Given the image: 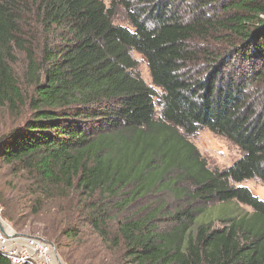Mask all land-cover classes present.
Segmentation results:
<instances>
[{
	"label": "trees",
	"instance_id": "obj_1",
	"mask_svg": "<svg viewBox=\"0 0 264 264\" xmlns=\"http://www.w3.org/2000/svg\"><path fill=\"white\" fill-rule=\"evenodd\" d=\"M0 123L1 216L66 264H264V0H0Z\"/></svg>",
	"mask_w": 264,
	"mask_h": 264
},
{
	"label": "rangeland",
	"instance_id": "obj_2",
	"mask_svg": "<svg viewBox=\"0 0 264 264\" xmlns=\"http://www.w3.org/2000/svg\"><path fill=\"white\" fill-rule=\"evenodd\" d=\"M102 1L106 6H109L113 0ZM114 1L116 2L117 0ZM113 21L116 25L127 24L124 7L116 6ZM133 56L139 61V65L137 68L138 75L142 78L145 83L150 84V76L146 64L136 54H133ZM2 131H4V128L0 123V134L2 133ZM188 140L196 147L201 157L206 161L208 169L212 172H220L229 168L240 157V151L234 145L228 142L225 138L217 136L206 129L201 130L192 136H189ZM235 186L246 187L252 192L253 195L257 196L261 200H264V186L256 179L251 181H245L240 184H235ZM165 195L166 193L154 195L150 199V202H154L162 198L164 199ZM169 204L172 208H175L180 207L181 202L176 203L171 198ZM213 207L214 209H209L203 214V216L199 217L196 220V224L200 223L203 220L204 216H209L210 214L212 215L214 220H216V218H223L225 216L233 214V212L229 210L228 204L222 203L219 205L217 204ZM230 208H232V205L230 206ZM7 223L11 225V227L16 231H20L24 234H38L47 237L42 233L43 225L39 222L30 224L25 223L20 225L19 227L13 226L8 221ZM214 226L219 227V223L216 222Z\"/></svg>",
	"mask_w": 264,
	"mask_h": 264
},
{
	"label": "built area",
	"instance_id": "obj_3",
	"mask_svg": "<svg viewBox=\"0 0 264 264\" xmlns=\"http://www.w3.org/2000/svg\"><path fill=\"white\" fill-rule=\"evenodd\" d=\"M1 215L0 206V256L10 264H66L53 243L16 231Z\"/></svg>",
	"mask_w": 264,
	"mask_h": 264
}]
</instances>
